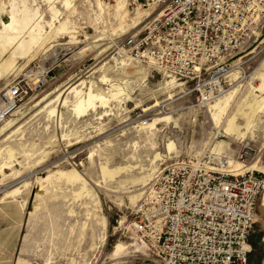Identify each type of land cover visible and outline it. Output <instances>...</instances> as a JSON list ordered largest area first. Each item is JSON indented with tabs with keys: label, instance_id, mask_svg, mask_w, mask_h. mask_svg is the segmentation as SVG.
I'll list each match as a JSON object with an SVG mask.
<instances>
[{
	"label": "rangeland",
	"instance_id": "1",
	"mask_svg": "<svg viewBox=\"0 0 264 264\" xmlns=\"http://www.w3.org/2000/svg\"><path fill=\"white\" fill-rule=\"evenodd\" d=\"M135 15L108 0H0V101L12 86L24 89L0 124V264L143 262L150 255L130 221L144 186L170 162L202 160L219 142L220 157L263 181L250 239L256 264L264 248V109L255 104L264 98V32L237 57L241 74L226 86L223 96H233L217 125L211 105L223 96L201 104L189 82L117 58L115 43L144 29ZM13 27L22 35L9 43ZM250 103L249 133L227 134L226 118L253 111ZM104 168L126 169L111 176Z\"/></svg>",
	"mask_w": 264,
	"mask_h": 264
},
{
	"label": "built area",
	"instance_id": "2",
	"mask_svg": "<svg viewBox=\"0 0 264 264\" xmlns=\"http://www.w3.org/2000/svg\"><path fill=\"white\" fill-rule=\"evenodd\" d=\"M123 2L131 13L151 9L155 16L142 31L124 36L116 54L189 82L201 104L219 93L224 74L264 32V0ZM260 45L264 54V39ZM23 93L18 85L7 92L2 119ZM224 159L210 151L202 160H174L147 186L130 221L150 255L139 264H251L263 181L256 170L217 169Z\"/></svg>",
	"mask_w": 264,
	"mask_h": 264
},
{
	"label": "bare ground",
	"instance_id": "3",
	"mask_svg": "<svg viewBox=\"0 0 264 264\" xmlns=\"http://www.w3.org/2000/svg\"><path fill=\"white\" fill-rule=\"evenodd\" d=\"M124 5V2L123 0H113V3H109L110 6H115V5ZM128 10V9H127ZM151 12L152 11H147V10H142V11H139L138 13H136L135 17L137 18H141L143 19V21H145V25L147 24L148 20H150L151 18H153V15H151ZM155 16V15H154ZM13 24V20H11V22L8 24L6 23L5 24V27L6 29H9L11 28V25ZM144 25V26H145ZM24 29V28H23ZM13 36H11L9 38V43H14L13 41H15L18 36H21L22 35V32L21 30H18L17 31V28L16 27H13ZM129 34H135V33H129ZM123 40V39H122ZM115 45H117V42L115 43ZM115 48V46H114ZM22 49V48H21ZM27 50V49H26ZM58 50L53 52V55H52V59H51V64H54L56 62V59H57V56H58ZM117 55V54H116ZM117 58H119L120 62L122 64L124 63H127V62H132L131 60L129 59H126L124 57H119L117 55ZM240 59H237L235 63L232 64V69H230L228 72H226L223 76V82H221L220 84V87H219V93L210 101L206 102L205 104H209L211 102H213L214 100H216L218 97L220 96H223V94H225L227 92V90L231 87V86H234L235 84L238 83V78L240 77V74H241V70H242V67L240 66ZM44 71V70H43ZM238 74V77L235 79L234 75ZM262 77L261 79H263L264 81V72L261 74ZM235 79V80H234ZM229 85V88H226V86ZM260 88L262 89V91L264 90V82L261 84ZM76 89V88H75ZM74 89V90H75ZM235 94V93H234ZM93 95H90V98H92ZM231 96H233V94L229 95V96H223L221 98H219L214 104L211 105L212 108H214V113L212 114L213 118H214V121L216 122L217 125H219L220 121L222 120L224 114L227 112V109H228V106L230 104V100H231ZM95 98V97H94ZM93 98V99H94ZM102 105H105L107 103V101L105 99H102ZM90 105H94V102L93 100L91 99L89 101ZM2 100L0 101V105L2 104ZM88 104V105H89ZM255 104L257 105V109L261 110V109H264V98L262 99H256L255 101ZM254 105V104H253ZM251 103L249 104V106L251 108H253V111L251 112H244V109L242 110H239L237 114H240L246 121V124L244 123V125H242L241 123L238 122V117H237V114L234 115V116H231V117H227L226 118V123H225V127H224V130L227 134H230V135H233L237 138H244L250 131V128H251V117L252 115L254 114V106H253ZM76 108L78 109L79 112H82V110H84L85 108V104L79 102L76 106ZM87 108V107H86ZM95 108V107H94ZM86 110V109H85ZM256 110V111H258ZM0 113L2 115H4V112L1 110ZM83 113V112H82ZM4 119H2V117H0V124L3 122ZM170 148H172V144L169 145ZM223 146H224V143L223 142H219L213 149V151H211L212 153L214 154H217L218 152H222L223 150ZM218 156L221 155V154H217ZM159 156H156V159L158 158ZM225 157V159L222 161L223 164H224V167L221 168L220 166V163L221 162H218L217 164L219 165V167H217V169H228L230 171H234V172H242V171H245V170H248V169H245L243 170V168H240V166H235L232 161H231V158H228L227 156H223ZM210 168V167H209ZM109 169V168H108ZM107 168H104L105 172L109 173L111 176H114L115 174H117L118 172H120L121 170H124L126 168H123V169H119L118 171L116 170H113V171H109ZM155 170V169H154ZM252 170H256V169H252ZM257 172H259L258 170H256ZM161 172V171H160ZM158 172L153 178L152 180L144 186L143 188V191L141 193V197L145 191V189L147 188V186L156 178V176L160 173ZM67 174V173H66ZM108 175V174H107ZM71 176H72V179H76L78 180L79 179V176L77 173H71ZM141 199V198H140ZM140 201V200H139ZM139 204V202L137 203V205L135 207H137ZM261 209H262V213L264 212V196H263V199H262V203L260 205ZM256 220H257V213H256ZM256 222V221H255ZM134 240L136 241V243L140 246V248L142 250H146L145 248H143V246L141 245V243L138 241L137 238H135L134 236ZM122 248V245L119 246V249ZM124 249V248H123ZM125 251V250H124ZM147 251V250H146Z\"/></svg>",
	"mask_w": 264,
	"mask_h": 264
},
{
	"label": "water",
	"instance_id": "4",
	"mask_svg": "<svg viewBox=\"0 0 264 264\" xmlns=\"http://www.w3.org/2000/svg\"><path fill=\"white\" fill-rule=\"evenodd\" d=\"M256 264H264V248H263V250H262V252H261V254H260V256H259V258H258V260L256 262Z\"/></svg>",
	"mask_w": 264,
	"mask_h": 264
}]
</instances>
